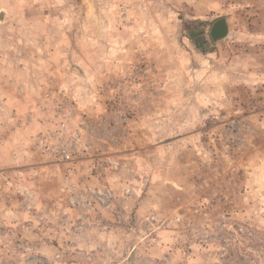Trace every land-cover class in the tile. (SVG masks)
<instances>
[{
  "label": "rangeland",
  "instance_id": "374dc122",
  "mask_svg": "<svg viewBox=\"0 0 264 264\" xmlns=\"http://www.w3.org/2000/svg\"><path fill=\"white\" fill-rule=\"evenodd\" d=\"M0 264H264V0H0Z\"/></svg>",
  "mask_w": 264,
  "mask_h": 264
},
{
  "label": "water",
  "instance_id": "95a60500",
  "mask_svg": "<svg viewBox=\"0 0 264 264\" xmlns=\"http://www.w3.org/2000/svg\"><path fill=\"white\" fill-rule=\"evenodd\" d=\"M231 28L230 18H221L215 21L211 29V35L214 41L219 42L228 38L231 34Z\"/></svg>",
  "mask_w": 264,
  "mask_h": 264
},
{
  "label": "built area",
  "instance_id": "2783aa9c",
  "mask_svg": "<svg viewBox=\"0 0 264 264\" xmlns=\"http://www.w3.org/2000/svg\"><path fill=\"white\" fill-rule=\"evenodd\" d=\"M48 149L56 155H59V158L63 160L70 161L74 158L75 148L73 145H50Z\"/></svg>",
  "mask_w": 264,
  "mask_h": 264
}]
</instances>
